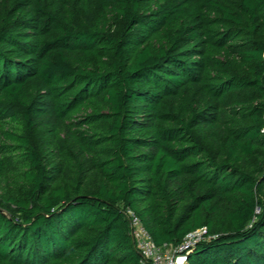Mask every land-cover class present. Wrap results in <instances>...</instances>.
<instances>
[{
  "label": "trees",
  "instance_id": "1",
  "mask_svg": "<svg viewBox=\"0 0 264 264\" xmlns=\"http://www.w3.org/2000/svg\"><path fill=\"white\" fill-rule=\"evenodd\" d=\"M264 264V0H0V264Z\"/></svg>",
  "mask_w": 264,
  "mask_h": 264
},
{
  "label": "built area",
  "instance_id": "2",
  "mask_svg": "<svg viewBox=\"0 0 264 264\" xmlns=\"http://www.w3.org/2000/svg\"><path fill=\"white\" fill-rule=\"evenodd\" d=\"M127 215L137 248L144 256V264H185L188 259L187 251L206 233V228L198 229L189 233L177 246H159L134 210L128 209Z\"/></svg>",
  "mask_w": 264,
  "mask_h": 264
}]
</instances>
